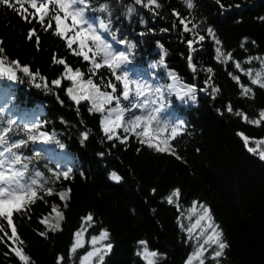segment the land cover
<instances>
[{"label": "trees", "instance_id": "16d2710c", "mask_svg": "<svg viewBox=\"0 0 264 264\" xmlns=\"http://www.w3.org/2000/svg\"><path fill=\"white\" fill-rule=\"evenodd\" d=\"M10 2L12 8L0 4V48L4 50L0 59L5 67H13L12 60L19 62L13 69L19 79L8 81L0 76V129L9 127L12 120L9 139L27 141L21 154H40L29 167L42 173L35 177L33 171L32 175L38 186L51 188L53 195L38 188L37 194L44 192L42 199L23 214L14 213L20 243L8 240L11 229L0 219L7 230V236L0 233V264H23L12 247H22L30 264H79L88 245L74 252L71 248L75 233L82 228H86V238L101 229L108 232L106 242L112 248L99 264H147L137 255L142 250L138 244L141 239L147 242L149 251L160 254L157 264H185L201 242L199 230L194 228L202 214L201 204L210 209L229 245L220 264H264V159L260 158L264 144L257 143L264 141V118L259 115L264 110V88L251 83L257 72L264 74V21L260 19L264 16V0H221L225 6L233 5L229 11L221 10L215 0H193L192 10L183 0H156L159 8L155 4L145 8L147 0H141V4L135 0H90L92 8L86 11L87 18L107 22L108 13H101L99 8L108 4L112 32L136 45L130 62L117 73L127 71L130 78L164 85L171 112L176 120L186 122L185 131L169 142L179 160L170 152L160 153L141 145L132 134H127L129 140L124 143L115 137L108 140L99 126L101 114L91 102L77 103L67 96L72 82L64 78L63 66L56 61L62 58L73 71L79 68L82 80L91 75L101 91H111L105 87L109 82L105 77H111V70L101 66L90 72L89 62L78 56L75 43L69 47L45 30L44 25L54 30V21L49 17L42 22L26 21L16 0ZM237 4L242 6L234 7ZM23 8L28 13L34 11L26 2ZM174 9L179 16H173ZM180 18L186 20L188 32H184ZM29 27L39 37L38 42L27 38ZM208 27L213 28L215 38L208 36ZM102 34L112 42L110 34ZM196 35L205 38L197 41ZM189 39L193 40L191 48ZM216 39L221 41L219 45ZM117 47L124 50L125 45ZM229 52L232 59L225 60ZM87 54L91 57L90 52ZM161 60L164 63L158 64ZM236 63L241 64L240 69ZM24 65L30 67L32 76L23 73ZM208 68L212 69L210 73ZM249 69L251 78L245 74ZM54 79H61V85H52ZM188 85L196 86L195 101L190 97L181 101L167 91L172 86L177 91L187 90ZM245 87L251 92L245 94ZM212 88L217 91L213 93ZM126 106L123 102L122 107ZM36 111L40 120H46V126L55 131L50 152L34 148L33 141L28 140L33 131L25 122L14 121L15 115ZM157 115L161 121H173L168 114ZM83 132L88 133L87 138L81 136ZM116 132L121 137L126 135L121 129ZM243 136L249 138L247 145ZM68 168L73 171L67 179H56L49 172ZM113 172L120 176L118 182L111 178ZM173 189H178L179 195L169 204L166 198ZM61 191L68 192L65 200L59 197ZM53 205L63 219L57 218ZM89 214L92 221L84 219ZM41 232L46 235L41 236ZM211 251L204 254V264H216Z\"/></svg>", "mask_w": 264, "mask_h": 264}, {"label": "snow or ice", "instance_id": "6c2138e0", "mask_svg": "<svg viewBox=\"0 0 264 264\" xmlns=\"http://www.w3.org/2000/svg\"><path fill=\"white\" fill-rule=\"evenodd\" d=\"M25 2L34 11L28 13L23 8ZM135 2L136 4H141V0H135ZM215 2L223 11H229L233 7V5L225 6L221 0H215ZM16 3L20 5L18 11L23 15L26 21L31 19L36 22H42L45 17H49L54 21L55 29L53 30L49 25H44L45 30L52 31L53 35L59 36L69 47L75 43L76 49L79 50L78 56L89 62L90 72L93 69H100L101 66H106L111 70V77H105V79L109 80L105 87L111 89V91H101L98 86L93 83V77L91 75L87 80H82L80 79L81 70L79 68L73 71L64 59L61 58L56 61L57 64L63 66L64 78L72 82V87L66 90L67 96L77 103L80 101L91 102L95 111L101 114L99 126L108 140H112L113 137H115L121 143H124L129 140V135L127 134H132L139 139L141 145H146L148 148L155 149L160 153L170 152L177 160L181 159V157L173 151L169 142L185 131L186 122L182 119L176 121L165 119L161 121L157 115L163 112L166 107L170 106V100L165 96L164 85H153L139 78H130L127 71H119V73H117V70L120 69L122 65H127L130 62L129 57L136 45L131 43L127 38H119L116 33L112 32L111 12L108 4H102L99 8L101 13H108V20L105 22L104 19H99L97 21L95 19L90 20L86 17V11L92 8L90 0H42L39 4L37 0H16ZM183 3L189 10L194 8L193 0H183ZM0 4H4L8 8L13 7L10 0H0ZM154 4L157 8L160 7L159 4H156V0H147L144 7L150 8ZM241 6L240 4L234 5L236 8H240ZM172 14L173 16H179L175 9ZM260 19L264 21V16L260 17ZM140 22L144 23L143 20ZM179 23L185 25L184 32L189 31L184 18H180ZM193 28H195V25H193ZM206 31L208 36L215 38L212 27H208ZM66 33H68L67 36L65 35ZM102 33L110 34L112 42L110 43ZM140 35H143V33ZM27 38L36 39L38 42L39 37L32 27L28 28ZM204 38V36L200 35L194 36V39L197 41H202ZM187 43L189 48H191L193 40L189 39ZM215 43L219 45L221 41L216 39ZM117 45H125L124 50L118 48ZM3 51L4 50L0 48V54H2ZM216 51L219 56L220 50L217 49ZM89 52L91 53V57L87 54ZM232 55L233 54L229 52L224 59L231 60ZM249 59L256 58L249 57ZM163 63V60L158 61V64ZM10 64L13 67H5L3 59H0V76H6L8 81H17L19 77L13 69L14 67H19V62L12 60ZM153 67H156V65H153ZM235 67L240 69L241 64L236 63ZM22 71L28 74V76H32V71L28 65H24ZM206 71L210 73L212 69L208 68ZM229 74L231 75V73ZM245 74L249 75L251 78V69ZM41 79L44 78L42 77ZM175 79V74H173V80ZM232 79L239 82L236 76H232ZM51 83L54 86H60L62 81L61 79H54ZM251 83L254 85L259 84L261 88H264V74L257 72L256 78H252ZM167 91L178 95L181 101H184L188 97L193 101L197 99L195 85H188L187 90L180 89L179 91H177L175 86H172L169 87ZM205 91H207V89H205ZM216 91V88H212L213 93ZM249 92H251V89L245 87L244 93L246 94ZM153 96H155V98H153ZM111 102H114L115 106H113ZM123 102L127 103L126 107H122ZM153 105H158V107L153 108ZM134 109H139V112L134 113ZM91 110L92 109H90V111ZM232 110V107L229 106L228 111L231 112ZM105 112L107 115H104ZM125 114H127L126 119L123 118ZM236 114L241 115L239 112ZM259 115L261 118H264V110H261ZM244 119L247 121L249 118L245 116ZM249 122L260 123L259 120H251ZM13 123L12 120H9V127L0 129V149H2L0 150V219L6 221L7 228L11 229V235L8 236V240L14 243H20L17 229L13 223L14 213L23 214L29 206L35 204L38 199H42V197L37 196L38 188L41 191H46L50 196L53 195V192L51 188L45 189L43 185L38 186L37 179L33 177L32 172L34 171L35 177H40L42 175L40 171H35L34 169L30 170L29 166L39 158L40 154L35 153L33 156H24L21 154L20 150L26 145L27 141L25 139H9L11 125ZM33 127L38 128V125H34ZM117 129H122L126 135L122 137L117 135ZM87 135V132L81 133V136L84 138H87ZM155 137H160V139L155 140ZM40 139L45 143H51L54 137L47 132H40L39 135L30 134L28 136V140L33 142ZM243 139L247 145L249 138L243 136ZM57 143H59L61 148L65 147L63 143L59 141H57ZM257 143L264 144V141H258ZM137 151H139V149H137ZM249 151L256 152L257 149L249 148ZM100 155L103 156L104 154L100 153ZM260 158L264 159V150L260 152ZM72 171V168H68L62 172L49 169V172H51L52 176L56 179H59L61 176L67 179ZM81 175H83V173H81ZM111 178L117 182L121 179L115 172L111 173ZM178 195L179 190L173 189L171 194L166 198L168 203L171 204L173 198L178 197ZM67 196V191H61L59 193L61 200H65ZM192 203L196 204L197 202L193 201ZM200 207L202 209V215H200L197 223L206 221L208 230L204 231L201 229V239L203 243H201L193 253L188 255L185 264H193V261L204 264L203 257L209 249L212 250V260H214L216 264H220V259L224 256L225 250L229 245L224 238L222 230L218 225H215L210 209L203 204H201ZM52 211L56 213L58 219H63V215L57 210L56 205L52 206ZM84 219L92 221L91 214ZM41 223H47V221L41 220ZM55 227H59V222H57ZM191 231L192 230L189 229V232ZM0 233H4L5 236H7V230L3 225H0ZM40 235L44 236L46 233L41 232ZM75 236L76 240L71 248L73 252L82 246L80 242L81 233L77 232ZM107 238L108 232L104 229L100 230L98 237L95 235L92 236L91 243L93 248L91 251L87 252L85 257L81 258V264H85L86 261H91L92 257L102 260L104 253L112 248L111 243H104ZM2 240L3 237H0V241ZM138 244L141 246L142 250L138 251L137 255L142 256V258L147 261V264H157V258L160 254L156 251H149L147 242L143 239L139 240ZM11 250L23 264H30V258L25 254L22 247H12Z\"/></svg>", "mask_w": 264, "mask_h": 264}, {"label": "rangeland", "instance_id": "374dc122", "mask_svg": "<svg viewBox=\"0 0 264 264\" xmlns=\"http://www.w3.org/2000/svg\"><path fill=\"white\" fill-rule=\"evenodd\" d=\"M133 112H134V111H133ZM134 113H135V112H134ZM126 116H127V114H125V117H123V118L126 119ZM161 136H162V135H161ZM159 139H160V137H155V140H159ZM200 215H202V214H200ZM200 215H199V217H200ZM199 217H198L197 221L199 220ZM197 221L195 222V226H194V228H197V229L199 230V234H200V237H201V229H203L204 231H207V230H208V229H207V222H206V221H200L199 223H197ZM78 232L81 233V237H80L81 245L83 246V244L86 242V243L88 244V246H89V248L86 250V252H85L83 255H81V257H80L79 264H81V258H82V257H85L86 254H87V252H89V251L92 250L93 245H92V243H91V238H92V237H88V238H86V235H85V233H86V228H83L82 230H80V231H78ZM98 236H99V235H98ZM98 236H97V237H98ZM75 240H76V236H75V238H74V242H75ZM74 242H73V243H74ZM104 243H108V242H105V241H104ZM201 243H203L202 239H201L200 244H201ZM198 246H199V245H198ZM106 253H107V252H106ZM106 253H104V254H106ZM100 261H101V260H98L96 257H92V258H91V261H86L85 264H98ZM193 264H199V262H198V261H193Z\"/></svg>", "mask_w": 264, "mask_h": 264}]
</instances>
